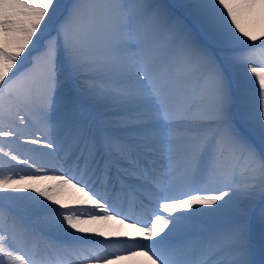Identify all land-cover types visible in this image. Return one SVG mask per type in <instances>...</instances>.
Returning <instances> with one entry per match:
<instances>
[{
    "label": "snow or ice",
    "instance_id": "1",
    "mask_svg": "<svg viewBox=\"0 0 264 264\" xmlns=\"http://www.w3.org/2000/svg\"><path fill=\"white\" fill-rule=\"evenodd\" d=\"M128 261L264 264V0H0V264Z\"/></svg>",
    "mask_w": 264,
    "mask_h": 264
},
{
    "label": "bare ground",
    "instance_id": "2",
    "mask_svg": "<svg viewBox=\"0 0 264 264\" xmlns=\"http://www.w3.org/2000/svg\"><path fill=\"white\" fill-rule=\"evenodd\" d=\"M17 167H21V166H17ZM26 194H29V195H32L33 193H26ZM38 199H42V198H39V197H37ZM63 198L66 200V201H68L69 202V205H70V207L71 206H74V205H72L71 204V199H72V192L71 191H67V192H65L64 194H63ZM45 203H49L48 201H45ZM50 206H52V207H57L56 205H50ZM77 235H79V234H77ZM91 238H93V239H98V237H91ZM107 242V241H106ZM125 264H141V262L140 261H128V262H125Z\"/></svg>",
    "mask_w": 264,
    "mask_h": 264
},
{
    "label": "rangeland",
    "instance_id": "3",
    "mask_svg": "<svg viewBox=\"0 0 264 264\" xmlns=\"http://www.w3.org/2000/svg\"><path fill=\"white\" fill-rule=\"evenodd\" d=\"M257 43H260V41H257ZM258 59V58H257ZM25 147H28V146H25Z\"/></svg>",
    "mask_w": 264,
    "mask_h": 264
}]
</instances>
